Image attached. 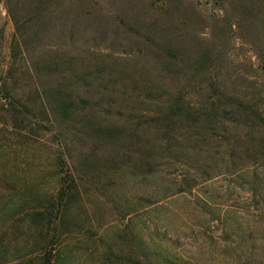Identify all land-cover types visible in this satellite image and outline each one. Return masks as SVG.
Returning a JSON list of instances; mask_svg holds the SVG:
<instances>
[{"label":"rangeland","instance_id":"374dc122","mask_svg":"<svg viewBox=\"0 0 264 264\" xmlns=\"http://www.w3.org/2000/svg\"><path fill=\"white\" fill-rule=\"evenodd\" d=\"M255 111L264 0H0V264H264Z\"/></svg>","mask_w":264,"mask_h":264},{"label":"trees","instance_id":"16d2710c","mask_svg":"<svg viewBox=\"0 0 264 264\" xmlns=\"http://www.w3.org/2000/svg\"><path fill=\"white\" fill-rule=\"evenodd\" d=\"M251 127H255L264 133V117L259 112H251L250 116ZM264 142V141H262ZM60 188L56 191L55 196L50 198H43L44 205L40 208H33L30 212H27V218L30 223L33 225V228L37 230L39 234L48 233L52 228L56 229L57 225L64 227L67 225L65 221V216L71 210L72 202L75 199V189L74 182H61ZM28 199H31L30 196H27ZM26 202L23 200L22 202ZM21 202V203H22ZM42 237V236H41ZM54 238V236L52 237ZM46 248V247H45ZM43 249L44 256L41 261V264H57L59 260V254H52L50 251ZM58 256V257H57ZM142 264V262H138Z\"/></svg>","mask_w":264,"mask_h":264}]
</instances>
